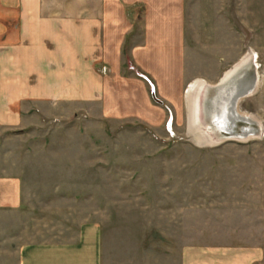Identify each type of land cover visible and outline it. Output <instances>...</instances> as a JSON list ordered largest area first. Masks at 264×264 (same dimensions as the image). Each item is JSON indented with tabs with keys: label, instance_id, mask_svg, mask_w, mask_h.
<instances>
[{
	"label": "crops",
	"instance_id": "crops-1",
	"mask_svg": "<svg viewBox=\"0 0 264 264\" xmlns=\"http://www.w3.org/2000/svg\"><path fill=\"white\" fill-rule=\"evenodd\" d=\"M247 47L252 52L237 61ZM252 53L264 57V0H0V264H264L263 238L111 249L102 222L108 211L53 228L52 239L31 240L28 222L31 194L88 188L41 178L30 166L37 153L29 139L59 140L61 125L68 131L80 122L144 124L165 137L189 123L190 84L199 122L209 116L236 128L241 117L247 125L255 118L238 102L257 87L256 74L246 83V68L257 67ZM221 77L235 82L209 100ZM241 128L222 140H238Z\"/></svg>",
	"mask_w": 264,
	"mask_h": 264
},
{
	"label": "rangeland",
	"instance_id": "rangeland-1",
	"mask_svg": "<svg viewBox=\"0 0 264 264\" xmlns=\"http://www.w3.org/2000/svg\"><path fill=\"white\" fill-rule=\"evenodd\" d=\"M249 49L237 61L252 52ZM255 59L257 67L248 66L245 73L246 83L257 74V87L238 102V109L255 118L259 137L199 145L187 124H174L162 137L144 124L108 122L89 128L80 122L68 131L61 125L59 140L29 139L27 145L37 153L30 156V166L41 170V178L57 175L66 183L88 184V188H43L41 197L31 194L30 239L56 238L53 228L79 222L92 211H108L109 218L102 222L104 241L111 249L134 243L144 248L264 239L260 235L261 215L264 221V57ZM234 82L209 89L208 99ZM243 125L237 122L236 128ZM51 191L60 192L62 202L57 203ZM74 195L76 201H63V196L73 199Z\"/></svg>",
	"mask_w": 264,
	"mask_h": 264
},
{
	"label": "bare ground",
	"instance_id": "bare-ground-1",
	"mask_svg": "<svg viewBox=\"0 0 264 264\" xmlns=\"http://www.w3.org/2000/svg\"><path fill=\"white\" fill-rule=\"evenodd\" d=\"M252 56L255 59L257 54L252 53ZM243 63H245V62H243ZM249 65H250V63H249ZM232 70H234V69H232ZM232 70H230V72ZM224 76H225V74H224ZM199 80L201 81L202 79H199ZM201 93H203V92H201ZM197 94L198 93H197V89H196L195 84H191L190 90H189V94L187 95L188 96L187 98H188V101H189L188 108H189V117H190L189 123H188V128H189V132L192 134V138L195 140V142L197 144H199V145H214V144H217V143L221 142L222 139H224L223 134H221V133H224V131L236 132L235 131L236 130L235 125H233L232 123L230 124V122H228L229 120L227 122L225 120L224 121L223 120H217V122H214L215 121V119H214L213 123H208V122L207 123L206 122L205 123H201V122H199L198 119H197V108H198V103H199V102L197 103V98H198ZM204 96H205V94H204ZM198 111H199V109H198ZM250 117H252V116H250ZM253 122H254V120H251V119L247 120L248 124L247 125L244 124L242 126V128H241L242 131L246 132V133L242 134L243 136L238 137L236 139L242 141V140H247V139H250V138L259 137L260 136L259 128H258V126L256 127L254 124H253L254 125L253 126L252 125ZM256 122L258 124V121H256ZM217 130L220 131V135L217 134V133H219ZM232 136H236V135H232Z\"/></svg>",
	"mask_w": 264,
	"mask_h": 264
},
{
	"label": "water",
	"instance_id": "water-1",
	"mask_svg": "<svg viewBox=\"0 0 264 264\" xmlns=\"http://www.w3.org/2000/svg\"><path fill=\"white\" fill-rule=\"evenodd\" d=\"M235 76V75H234ZM223 77V76H222ZM222 77H221V79L218 81V83L216 84V85H213L211 88H215V86H219L220 84H223V83H226V82H231V81H235V77L234 78H232V79H227L226 81H223L222 82ZM237 78V77H236ZM253 80L254 79H252L250 82H248L247 83V87H250L252 84H253ZM210 88V89H211ZM208 91H209V89H208ZM235 105H237L236 103H235ZM237 122H243L242 121V119L240 118L239 120H237ZM254 123H252V125H253Z\"/></svg>",
	"mask_w": 264,
	"mask_h": 264
},
{
	"label": "built area",
	"instance_id": "built-area-1",
	"mask_svg": "<svg viewBox=\"0 0 264 264\" xmlns=\"http://www.w3.org/2000/svg\"><path fill=\"white\" fill-rule=\"evenodd\" d=\"M152 92H153V89H152ZM153 94H154V92H153ZM168 122H170V123H171L170 119L168 120ZM167 130L170 132V130H169V129H167Z\"/></svg>",
	"mask_w": 264,
	"mask_h": 264
}]
</instances>
